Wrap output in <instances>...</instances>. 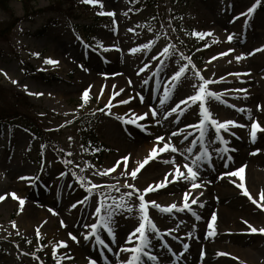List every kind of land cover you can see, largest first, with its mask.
<instances>
[{
    "label": "rangeland",
    "instance_id": "1",
    "mask_svg": "<svg viewBox=\"0 0 264 264\" xmlns=\"http://www.w3.org/2000/svg\"><path fill=\"white\" fill-rule=\"evenodd\" d=\"M22 1L9 0V8L13 16L0 7V28H5L0 29V108L11 109L10 114L12 110H17L22 114V118H27L32 123L30 126L32 129L39 131L41 138L45 135L46 141L38 138L32 140L33 136L18 125L7 129L4 137L0 138V195L5 196V199L0 201V264H56V259H59L61 264H88L89 258L100 264L108 254L111 257L107 259V264H117V260H121L115 253L120 251V245L130 246L125 244V240L139 222L135 208L130 219L126 218L129 215L127 212L116 217L115 242L105 231L100 230L101 237L113 249L112 252H108L106 248L97 245L94 238H90L95 248L89 250L87 254H82L79 252V245L84 243L87 246L89 241L82 239L83 243L80 241L76 243L70 239L68 231L76 236L88 231L83 224L95 222V217H91L90 212L94 210L97 198L94 195L89 204L78 205L75 209H70L69 206L87 195L85 187L89 180L102 185L119 182L120 192L113 190L111 193L113 197L118 198L120 193L128 191L122 187L125 180L143 190L150 184L149 178L156 177L159 181L163 180L164 174L173 168V165L155 161L146 165L135 180L130 176L121 175L122 172L138 166V162L143 161L153 146L163 147L167 142V138L161 142L155 141V135L165 137V133L169 132L170 135L171 131H176L178 127L183 128L187 124L197 122L193 121L195 117L193 113L198 110L199 102L187 110L176 124H172L171 121L175 120L177 114H173L169 120L162 118V111L167 110L168 106L174 105L179 99L196 91L192 85L196 83L198 86L200 81L195 78L191 64L177 83L168 105L163 110L158 109L161 113L157 117L161 119L160 124L148 118L137 121L138 124H145L147 128L145 133L136 125L122 122L116 117L126 116L132 119L133 112L140 115L148 111L149 105H158V97L163 93L164 87L171 85L169 77L172 72L188 64L187 60L181 58L182 56L189 57L196 70L205 79L224 78L221 83L208 85L211 91L223 93L222 101L228 105H235L236 108L249 110L239 112L236 108L226 106L225 103L212 99L207 101L213 118L219 121L231 119L238 124L249 125V127L229 126L230 132L222 131L221 134L228 141L229 149H236L239 153L244 152L247 156L255 158L257 160L255 167L259 169L261 165L259 157L260 154L263 155L261 150L264 149V133L260 138L258 136L259 142L253 143L249 138L251 120H256L264 127V50L253 55L247 53L264 46V0H260L251 16L247 15V8L256 3V0H157L155 5L149 6L142 5V0H100L96 5L83 3L82 0H28L29 6L35 5V9L40 8L42 11L29 21H21L24 13ZM99 12H113L114 16L99 15ZM240 13L245 15L241 16ZM14 16L19 19L11 29H7L8 22L12 21ZM234 17L238 19L234 20ZM217 20L222 22L218 26L220 33L212 29L213 22ZM129 29L133 31H128ZM193 30L211 35L200 39L191 34ZM229 34L233 36L230 42L227 40ZM149 40L154 41L150 52L146 49L134 54L128 51ZM98 41L105 46L117 45L121 50L104 53L98 47ZM169 44L175 45L174 49H169L171 56L158 57V60H164L163 69H155L153 65L157 61H153L150 65L151 70H146L138 77L136 75L138 69L150 61L152 55H156ZM228 49L234 51L228 52ZM146 52L148 54H145ZM225 52L227 55H218ZM234 52L239 55L243 53L245 57L238 62L235 60ZM17 53L32 67L56 73L62 80L45 83L24 74L20 69ZM34 53L39 55H33ZM213 57L216 59H212ZM46 58L58 63H45ZM157 71L159 75H153ZM104 73L108 75H102ZM233 74H239V78ZM122 77L124 81L120 79L119 82L118 79ZM13 80L17 83H12ZM129 80L132 81L131 85L128 84ZM144 80L148 83H143ZM101 88H103L102 95H100ZM86 89L89 90V99L85 103L82 100V93ZM120 89L124 91L114 98L115 106L111 108V115L107 114V110L104 113L97 111L104 108L113 92H119ZM239 89H245L247 94L239 92ZM137 93L143 96V102L136 95ZM129 97L133 98L128 104H116V101ZM82 103L84 106L79 107ZM257 105L260 106V110L257 109ZM138 106H141V110L134 111ZM131 126L143 133V136L139 139L135 138L129 132ZM211 135H214V130L210 129L209 138ZM183 136L180 135L181 138L172 140L174 146L181 151L187 147L183 145ZM197 136L198 132L193 131L191 138L195 139ZM88 140L93 141L95 146L101 147L98 157L93 158L85 151L84 146ZM133 140H138L136 141L138 145L147 142L149 151L137 156L127 153L128 146H131L130 141ZM41 145L45 147L41 149ZM220 145L219 142L211 145L210 152L212 153ZM190 146L193 147L194 153L199 150L198 145ZM257 149L259 151L256 154H250ZM69 153L71 155H68ZM124 156L130 157L127 169L124 167L125 162L121 160ZM161 158L178 159L176 163L181 166L184 163L179 153H171L170 150L162 153ZM211 159L212 166L200 170L198 182L207 180L210 184H214L222 180L216 179L221 172L235 171L243 166L241 160L233 158L225 169L216 153H212ZM67 160H71L72 163H63ZM118 160L121 163L116 166L114 172L103 177L93 175L97 170L113 167ZM86 163L88 167L85 166ZM81 169L84 171L81 172ZM60 172H64L65 175L60 176ZM148 173L150 174L147 175ZM21 176L32 179L20 180ZM226 178L240 182L239 177ZM245 178L244 171V180ZM81 183L85 187H81ZM30 186L31 191L28 192ZM230 186L233 187L234 184L230 182ZM188 190V184L185 183L178 190H164L163 194L182 192L184 197V193ZM191 191L193 196L201 201L202 197L204 198L205 184L202 188ZM13 193L17 198H13ZM147 194L145 200L152 201ZM39 195L44 197L45 202L48 201L46 206L52 209V212L64 209L68 213L72 221L71 230L64 224L61 226L64 228V233L59 234L52 229L49 218L43 216V219H37L35 210L31 206L37 204L36 199ZM241 197L245 204H251L256 212L261 211L264 216V211L253 205L247 197ZM18 198L24 200L23 205ZM253 198L259 200V197L254 195ZM213 200L215 204L202 219L204 235L208 232L207 221L220 206L217 197ZM173 202V200L162 201L160 205L166 206ZM183 202L175 203L182 205ZM129 203L135 206L139 201L134 197ZM191 207L193 212L200 214L197 204ZM148 212L160 230L176 229L175 232L182 234L188 242L202 237V227L199 225V230L197 229L198 220L191 216L192 213L186 230L181 231L183 213L175 209L171 214L161 213L151 208L150 204ZM251 224L256 228L264 227V221ZM54 226L56 227L55 224ZM37 227L40 230L39 239L36 236ZM238 232L236 235L247 242L246 247L254 242L256 244L254 249L264 248V234L250 232L247 225H242ZM59 241H66L67 247H57L54 259L49 242ZM109 241L112 243L110 244ZM170 244L180 254L183 252V245L172 241ZM190 249L183 256L185 260L189 256ZM33 253L39 259H36ZM67 256H71L72 259H65ZM126 258L124 257L123 260ZM256 258H259L257 264H264V254L260 252ZM194 261L200 263L197 259Z\"/></svg>",
    "mask_w": 264,
    "mask_h": 264
},
{
    "label": "snow or ice",
    "instance_id": "2",
    "mask_svg": "<svg viewBox=\"0 0 264 264\" xmlns=\"http://www.w3.org/2000/svg\"><path fill=\"white\" fill-rule=\"evenodd\" d=\"M83 3L90 4V5H96L100 3V0H82ZM260 0H256V3H253L250 7L247 8V15L251 16L257 5L259 4ZM102 7V4H101ZM99 15H108V16H114L113 12H99ZM241 16L245 15V13H240ZM238 19V17L233 18ZM245 23H247V20H245ZM128 31H133L132 29H129ZM149 31H151V28H149ZM175 31V29H173ZM193 36H196L200 39H203L205 36L211 35V33H202V32H197L195 30L192 31L191 33ZM79 39V38H78ZM159 39V37H157ZM233 39V36L229 34L227 36V40L230 42ZM154 44V41L149 40L147 43L141 44L138 47H133L130 48L128 51L130 53H136L137 51H140L141 49H146L148 52L151 51L152 45ZM98 47L102 50V52L107 53L110 51H120L121 49L117 45H108L105 46L103 45L102 42L98 41L97 42ZM208 45H205L207 47ZM90 47V45H89ZM170 48H175V45L169 44L165 47L160 52H157L156 55L151 56V60L144 63L142 67H140L136 73V75L139 77L141 73H145L146 70H151L150 65L152 64L153 61H157L153 65L155 69H163L164 67V60H158V57L163 56L165 58H168L171 56V53L169 51ZM264 50V46L259 49H254L252 52L247 53V55H253L255 52L262 51ZM234 51L233 49H228V52ZM146 52L145 54H148ZM33 55H39L38 53H34ZM218 55H227V52L225 53H220ZM245 57V54L237 55L235 56L236 61H240ZM184 60L188 61V64H185L183 66L178 67V70H175L172 72L170 75L169 79L171 80V85L170 86H165L163 93L158 97L159 103L156 106L149 105L148 106V111L136 115V113H132L133 118L128 119L126 116H117L116 118L118 120H121L122 122L128 123V124H133L136 125L138 128L141 129V131L147 132V128L144 123H137V121H144L146 118L149 120H155L156 124L161 123V119H157L158 115L161 113L158 112V109L163 110L165 106L168 105V101L171 98L173 92L176 89V85L179 82V80L183 77V75L187 72L188 70V65L191 64L192 70L194 73V76L196 79L200 81V83L197 84L193 83L192 87L196 89L194 94L188 95L183 99H179L174 105L168 106L167 110L162 111V118L164 120H169V118L173 114H177L175 117V120H172V124H176L181 116H183L187 110H189L194 104L199 102L198 104V115L199 119L197 120L196 123L193 124H187L183 128H177L176 131H171L170 135L167 137V142L163 144V147L157 148V146H153V148L149 151L147 156L143 159V161L138 162V166L133 167L130 171H125L122 172L121 175H126L130 176L132 180L137 179L138 173L149 163L155 162V161H160L161 163L165 165H173V168L166 172L164 174L163 180L159 182H155V184H149L147 187L143 188V190L137 188L133 183H129L127 180L124 181V184L122 187L125 189H128V191H124L120 193V196L113 197L111 195L112 191L115 190V192H120L121 186L119 185V182L117 184H107V185H102V184H96L93 183L91 180L88 181L87 187L83 183H81V187H85V191L87 192V195L83 197V199L77 200L74 203H72L69 207L70 209H75L77 208L78 205H87L90 202V199L95 195L96 196V204L94 207V210L90 212L91 217H95V222L92 223H87L85 222L83 224V227L85 229H88V231L82 233L83 239L84 240H89L90 238H94V242L97 245L102 246L103 248H106L108 252H112L113 249L109 247L107 243H105V239H103L100 235V230L102 229L107 233V236L115 242V229H114V224L116 217L123 213L127 212L129 215L126 218H132V213L135 211L137 213V219H138V225L128 233L127 238L125 240L126 245L130 246H125V245H120L119 252H116L115 255L117 257L120 256L121 253L129 254L128 258L126 260H117V264H143V258H147L148 261H159L160 255L159 253L153 254L152 252L148 251V249L154 247L155 245L153 244L152 237L154 236L157 240L162 241L163 237L161 234V230L158 229L156 223L151 219L149 216L148 212V206L149 204L151 205L152 208L156 209L158 212L161 213H167L171 214L173 210L175 209L177 212L179 211H184L188 210L189 212L192 213V215L195 217L196 220H200L201 216L198 215L197 213L192 211L191 205H195L198 203V198L196 196H193L192 194V189H199L204 186L205 183L202 180L198 182V177L200 176V170L203 167L206 166H212V153L210 152V146L215 145L217 142L221 145H225V147L220 148L216 147L214 149L215 153L222 158V163L225 169L228 168L229 162L233 160V157L231 155H227L226 158H223L225 154L229 153L230 151H236V149H229L226 145L228 144V141L224 138V136L221 134L222 131L224 133L230 132V127H249V125L245 124H238L237 121L235 120H224V121H219L218 119L213 118L212 113L209 110V107L207 106V101L209 99L215 100L220 103H225L226 106L236 108L235 105H228L225 101H222L221 97L223 93H217L214 91H211L208 88V85L211 84H216V83H221L223 81V77H220L217 80L213 79H205L201 73L196 70L195 65L192 64L191 59L189 57H181ZM212 59H216V57H213ZM45 63L48 64H57V61L47 59L45 60ZM86 70V69H85ZM102 75L107 76L108 74L104 73ZM116 75V74H113ZM153 75H159V72H154ZM236 75L237 78H239V74H233ZM12 83H17L16 81H12ZM143 83L147 84L148 81L144 80ZM128 84L131 85L132 81L129 80ZM159 86V83H158ZM91 87V86H90ZM115 87V86H113ZM124 89H120L119 92H113L112 96L109 97L108 103L105 104L104 108L102 109H97V111H100L104 113L107 110V114L111 115V108L114 107L115 105L113 104V100L116 96H119L121 92H123ZM227 91V90H226ZM239 92L246 93L245 89H239ZM103 94V88H101V93L100 95ZM36 95H41V93H36ZM139 96L141 102H143V96H141L139 93L136 94ZM100 97L98 96L97 99ZM133 97H129L124 100H118L116 101V104H128L129 100H131ZM89 99V90L86 89L82 93V100L86 103ZM183 105V107H181ZM84 104L82 103L79 105V107H83ZM257 109L260 110V106L257 105ZM237 111L239 112H245L249 111L244 108H236ZM131 111V110H130ZM185 129H191L192 131L187 132L183 136V141H188L189 137L192 136V132H198V136L191 141V145H198L199 150L196 151L195 153L193 152V147L188 146L186 147L183 151L178 149L177 147L174 146L172 143L173 138L179 137L181 133L185 132ZM210 129L214 130V135L210 136ZM258 132H264V127H262L256 120H251L250 122V138L251 141L254 143L256 140V136ZM232 135H235V133H232ZM155 141L161 142L165 140V137L162 135H155ZM69 140H71V137H69ZM45 146L41 145V149H43ZM179 153L181 157H183L184 163L182 165V170L181 165L176 163L175 158H170V159H162L161 154L162 153ZM259 149L255 150V152L250 153L252 155L256 154ZM41 155H43V152H41ZM68 155H71L69 153ZM130 157L129 156H124L121 158L125 162L124 167L127 169L128 167V162H129ZM63 163L65 164H71V160L64 161ZM121 161L118 160L116 162V165H114L111 168H107L104 170H97L96 172L93 173L94 176H107L109 173H112L115 171L116 166L120 165ZM88 167L87 163L85 165ZM246 166H241L240 168L236 169L235 171H224L221 172L219 176L216 177V179H224L226 177H239L240 182L237 183L236 181L232 180L230 181L231 183L234 184V186L238 189L241 190V194L253 204L255 205L258 209L264 211V203H261V201H264V192H261L259 194V200L253 198V196L249 193L247 188L245 187L244 184V170ZM186 170V171H185ZM84 169H81V172H83ZM60 176H64V172L59 173ZM75 175V173H73ZM20 180H31L32 178L27 177V176H21L19 177ZM181 181H184L188 184V191L184 193V203L182 205H177V203L173 202L170 205L162 206L155 201H146L145 200V194L149 192H155L160 189H165L168 187L169 184H176ZM202 195V193H200ZM13 198H17L15 194H12ZM192 196V199L189 201V197ZM138 199L139 203L138 205H135L133 203H129L133 198ZM5 199V196L0 195V201H3ZM20 199V204L23 205L24 200L22 198ZM201 207L204 205L201 204ZM49 211H53L52 209H49ZM55 214V213H53ZM217 216L216 213L213 212L211 218L207 221V228H208V233L207 236H214L216 235L215 228H214V222L216 221ZM247 225V228L250 232L252 233H261L264 234V227L256 228L254 227L251 223L248 221H243ZM61 226H64L63 221H61ZM13 227H15V223L13 222ZM195 227V225H193ZM169 235H171L172 232L176 231V229H168L166 230ZM138 234V235H137ZM70 239L76 243H79V240L76 235L73 233L69 232L68 233ZM190 235V233H189ZM36 236L37 239L40 238V230L39 227L36 229ZM178 237H173V239H177ZM135 241V243H133ZM29 243H31L29 241ZM51 245V250L53 253V258L55 259L56 257V249L57 247H67V242L66 241H59L58 243H53L49 242ZM189 245L187 243L183 244V248L187 249ZM163 248L167 249L169 253L173 251V249L169 246L168 243L164 242L163 243ZM203 251H201V258H203ZM217 255H226L225 253H217ZM33 256L35 257V253H33ZM36 259H39L38 257H35ZM65 259L71 260V256L65 257ZM56 264H61V261L59 259H56ZM88 264H96V261L89 258Z\"/></svg>",
    "mask_w": 264,
    "mask_h": 264
},
{
    "label": "bare ground",
    "instance_id": "3",
    "mask_svg": "<svg viewBox=\"0 0 264 264\" xmlns=\"http://www.w3.org/2000/svg\"><path fill=\"white\" fill-rule=\"evenodd\" d=\"M219 23H222L221 20L214 21L212 25V29L220 33L221 31H220V28L218 27L220 25ZM234 54L236 56L238 53L234 52ZM120 79L124 81L123 77L118 79L119 82H120ZM140 108L141 106H138V108H136L135 110L133 109V110L137 112L141 110ZM193 117H194L193 119L194 122L198 120L199 118L198 110L194 111ZM188 130L189 129H185V132L181 135H185L187 132H189ZM166 131L168 132L167 129ZM129 132L132 135H134V137L137 139L143 136V133H141L139 130H137L133 126H131V129H129ZM165 134H166L165 138H167L169 136V132ZM179 138L181 137L179 136ZM177 139L178 137L173 138L174 141ZM191 139L192 138L189 137L188 141L183 142V145H187V147L190 146L191 141L193 140ZM136 141L138 140L130 141L131 146H128L127 150L129 151L127 153H133V156H137L140 153L143 154L149 151L150 147L147 142L141 145H138V142ZM256 141L259 142L258 138H256L255 142ZM213 152L215 153V151ZM242 153L234 151L232 155L234 159L241 160L242 161L241 164L243 166H246L244 170L246 173V178L244 180L245 187L247 188V190L252 196L254 195L256 197H259V194L261 192H264V153L262 152L263 155L260 154V157H259V161L261 164L259 166V169L255 167V164L257 163V160L255 158H252L251 156H247L246 153L244 152ZM175 160H178V159H175ZM182 170L184 169L182 168ZM149 174L150 173H148L147 175ZM155 182H159V179H156V177L149 178L148 183L154 185ZM206 182L207 183H205L204 198L202 197L201 203H200V205L203 204L204 206L201 207L199 205L200 206L199 215L201 216V219L198 220V227H197L198 230H199V225L202 227L201 229L202 237H200L196 241H194V239H191L189 241L188 248L189 249L191 248L190 253H189L187 260H185L184 258H181L182 264H257L259 262V258H256V255L259 256L260 252L261 254H264V248L259 249V250L254 249L256 247V244L254 242L250 246L246 247L245 244L247 242H245V239L240 238V236L236 235V233L237 234L239 233L238 231L240 230V227L242 225L243 226L246 225L245 223H243V221H250L251 223H257V224L263 222L264 221L262 218L263 214L261 213V211L256 212L253 209L251 204H245L243 202V197H241L243 196L241 194V190L236 188L235 186L231 187L230 180H227V178L219 180L218 182H214V184H210L208 183V181ZM185 183L186 182L182 181L176 184L168 185V187L165 189H160L155 192H149L147 194V197L149 198V200L155 201L158 204H160L162 201H171V200H173L174 202L181 203L184 200L182 197V192H178V193L175 192L169 195H166L163 193L165 192L164 190H171V189L178 190L180 187L184 186ZM27 190L28 192H30L31 186ZM215 197L218 198L217 201H219L218 204L220 205L219 207H217V210L215 211L216 216H217V219L214 222V225L216 227L215 228L216 235L207 236L208 232L204 235L205 228L203 226L202 219L207 214V212L210 210V208L215 204L213 202L214 201L213 199ZM44 200H45L44 197L39 195V198L36 199L37 204L35 206L33 205L31 206V208L35 210L34 213H35V216H37V219L39 220L41 218L43 219V216L46 217L47 219L49 218L50 219L49 224L52 226V229L59 234L64 233V228L63 227L61 228V225H60L61 221H63V223L67 225V227L71 230L70 223L72 221L68 217V213H66L64 209H58L56 212L55 211L50 212L49 208L46 206V203L48 201L45 202ZM179 212L182 213L184 211H179ZM184 217H186V214ZM151 219L153 218L151 217ZM54 224L56 225V227L54 226ZM180 225H181V231H182L184 228L182 221ZM230 234L232 236L229 237ZM165 236H169L171 238H173L174 236L178 237L177 239H173V240L176 241L177 243H183L182 235L175 231L172 232L171 235H169L168 233H164V237ZM77 237H78V240L82 242V239H83L82 234L77 235ZM88 241H89V244L87 246L83 242L81 246L79 245L78 248H79L80 253L87 254L89 253V250H94L95 248L93 245L94 243H92L90 239ZM152 241H153V244L156 245L155 247H157L158 242L154 236L152 237ZM109 242L110 244L112 243V241H109ZM201 251H203L204 253L203 258H201ZM218 252L225 253L226 255H217ZM158 253L161 257L162 250H159ZM163 254L166 255L167 257V254H165V252H163ZM128 255L129 254L121 253L119 257L121 260H123L124 257L128 258ZM110 257L111 256L108 254L104 260L100 261V264H107V259H109ZM196 259L200 263H196L194 261ZM161 262L162 261H160L159 259V261H155L154 263L161 264ZM171 264H175V263L173 262Z\"/></svg>",
    "mask_w": 264,
    "mask_h": 264
},
{
    "label": "trees",
    "instance_id": "4",
    "mask_svg": "<svg viewBox=\"0 0 264 264\" xmlns=\"http://www.w3.org/2000/svg\"><path fill=\"white\" fill-rule=\"evenodd\" d=\"M23 5H24V11H25V16L24 18H29L34 14L40 13V10H34V6H29V1L28 0H24L23 1ZM0 7L5 10L8 11L10 13L11 16H13L11 9L9 8V0H0ZM18 19L17 18H12V21L10 20L8 22L7 25V29H11V27L13 25H15L16 21ZM1 30L5 29L4 27L0 28ZM23 70L27 73L30 74H34V76L39 79L42 80L44 82H49L51 80L54 79H59L58 76H56L55 74H48V73H43L40 71H37L35 69H31L28 66H22ZM11 111V109H7V108H0V134L3 133L5 125H12L15 122H21L23 124H25L28 128L32 125V123L26 118H22L20 113H18L17 110H12V114H10L9 112ZM96 155V154H94Z\"/></svg>",
    "mask_w": 264,
    "mask_h": 264
}]
</instances>
